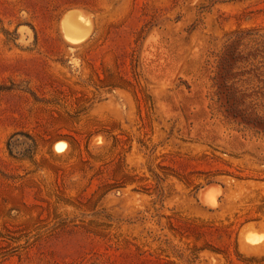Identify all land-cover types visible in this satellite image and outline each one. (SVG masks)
<instances>
[{
	"label": "rangeland",
	"instance_id": "obj_1",
	"mask_svg": "<svg viewBox=\"0 0 264 264\" xmlns=\"http://www.w3.org/2000/svg\"><path fill=\"white\" fill-rule=\"evenodd\" d=\"M0 264H264V0H0Z\"/></svg>",
	"mask_w": 264,
	"mask_h": 264
},
{
	"label": "bare ground",
	"instance_id": "obj_2",
	"mask_svg": "<svg viewBox=\"0 0 264 264\" xmlns=\"http://www.w3.org/2000/svg\"><path fill=\"white\" fill-rule=\"evenodd\" d=\"M61 28H62V32H63L65 39L68 42H70L69 45H71V43L72 44L81 43L82 41L85 40V38L88 36V34L90 32V25H88L87 23H85L82 20L79 12H77V11H71V12H68L64 15L62 22H61ZM63 147H64L63 143H57L54 146L56 151L62 150ZM210 191L211 190H209V188L203 190L201 192V200L203 202H209V203L212 202L211 204H213L214 197L209 196L206 199H204V197H203L206 193H209ZM213 191H214V189H213ZM245 240L251 245H253V244L256 245L257 243L262 241V236L255 234V232L254 233L251 232V233H247V235L245 236Z\"/></svg>",
	"mask_w": 264,
	"mask_h": 264
}]
</instances>
